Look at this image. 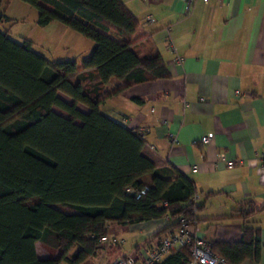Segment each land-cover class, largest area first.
<instances>
[{
  "label": "trees",
  "instance_id": "1",
  "mask_svg": "<svg viewBox=\"0 0 264 264\" xmlns=\"http://www.w3.org/2000/svg\"><path fill=\"white\" fill-rule=\"evenodd\" d=\"M19 1L37 10L39 26L57 21L94 48L80 66L49 63L32 42L0 31V264H86L112 224L168 218L163 235L180 220L194 226L193 181L172 166L157 168L142 154L144 132L101 110L132 86L169 78L160 55L140 60L132 51L134 14L120 0ZM7 19L0 15V25ZM112 79L122 86L104 96ZM242 207L236 218L244 223L255 209ZM243 232L240 243L212 252L227 264L258 261L260 231L244 225ZM36 243L59 257L40 259ZM189 255L187 246L158 264H188Z\"/></svg>",
  "mask_w": 264,
  "mask_h": 264
},
{
  "label": "crops",
  "instance_id": "2",
  "mask_svg": "<svg viewBox=\"0 0 264 264\" xmlns=\"http://www.w3.org/2000/svg\"><path fill=\"white\" fill-rule=\"evenodd\" d=\"M120 1L138 21L132 51L140 60L160 55L169 78L128 88L102 112L144 132L142 154L157 168L172 166L196 185L192 234L210 246L236 245L251 226L260 231L261 257L242 264H264V0H197L189 15L182 0ZM121 86L111 80L104 96ZM206 134L214 138L204 146ZM248 202L255 213L243 223L237 212ZM168 225L112 224L93 263L144 258ZM39 244L40 259L59 257L45 246L40 254Z\"/></svg>",
  "mask_w": 264,
  "mask_h": 264
},
{
  "label": "rangeland",
  "instance_id": "3",
  "mask_svg": "<svg viewBox=\"0 0 264 264\" xmlns=\"http://www.w3.org/2000/svg\"><path fill=\"white\" fill-rule=\"evenodd\" d=\"M3 14L8 19L1 23L0 31L7 33L14 42L21 43L23 39L32 42V50L46 58L49 63L75 61L80 66L81 62L92 54L94 48L92 41H88L57 21L46 26H39L37 10L19 0L5 1L0 6V15ZM118 81L112 79L113 83H118ZM63 98L70 101V99ZM61 113L64 115L63 112ZM55 208L65 213H72V210L62 205H57ZM37 249L41 254L44 246L39 244ZM52 255L55 256L56 253ZM92 258L86 264H94Z\"/></svg>",
  "mask_w": 264,
  "mask_h": 264
},
{
  "label": "built area",
  "instance_id": "4",
  "mask_svg": "<svg viewBox=\"0 0 264 264\" xmlns=\"http://www.w3.org/2000/svg\"><path fill=\"white\" fill-rule=\"evenodd\" d=\"M185 4V12L189 15L191 13V7L197 0H182ZM207 3L208 0H202ZM170 143L176 144L177 139L173 135H169ZM214 138V134H206V136L200 139V143L207 146ZM224 161L222 155L219 157ZM264 162V158H263ZM139 198V196H137ZM198 198L195 197L191 200V203L197 205ZM168 221V218H166ZM186 221L180 220V225L173 229V231L164 234L159 242L152 247L149 253L142 259L137 260L132 256L116 257L112 260L111 264H158L162 262V259L168 254L174 252V250L190 247V255L188 264H227L222 258H219L212 252V246L207 241L196 237L191 232V228ZM107 238H103L102 242L105 243Z\"/></svg>",
  "mask_w": 264,
  "mask_h": 264
}]
</instances>
